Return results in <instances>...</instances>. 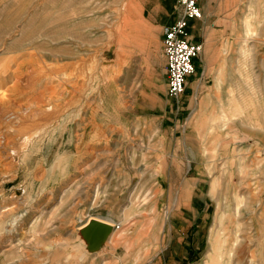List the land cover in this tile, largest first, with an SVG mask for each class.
Listing matches in <instances>:
<instances>
[{
    "label": "rangeland",
    "instance_id": "374dc122",
    "mask_svg": "<svg viewBox=\"0 0 264 264\" xmlns=\"http://www.w3.org/2000/svg\"><path fill=\"white\" fill-rule=\"evenodd\" d=\"M175 1L0 0V264H264V0L202 1L179 107Z\"/></svg>",
    "mask_w": 264,
    "mask_h": 264
},
{
    "label": "built area",
    "instance_id": "2783aa9c",
    "mask_svg": "<svg viewBox=\"0 0 264 264\" xmlns=\"http://www.w3.org/2000/svg\"><path fill=\"white\" fill-rule=\"evenodd\" d=\"M202 1L176 0L172 21L161 26L166 96L176 107L180 105L187 79L195 72L194 61L202 49L188 39L190 21L202 18Z\"/></svg>",
    "mask_w": 264,
    "mask_h": 264
},
{
    "label": "water",
    "instance_id": "95a60500",
    "mask_svg": "<svg viewBox=\"0 0 264 264\" xmlns=\"http://www.w3.org/2000/svg\"><path fill=\"white\" fill-rule=\"evenodd\" d=\"M85 224L84 235L92 244L107 240L113 231V227L107 220L92 218Z\"/></svg>",
    "mask_w": 264,
    "mask_h": 264
},
{
    "label": "bare ground",
    "instance_id": "6f19581e",
    "mask_svg": "<svg viewBox=\"0 0 264 264\" xmlns=\"http://www.w3.org/2000/svg\"><path fill=\"white\" fill-rule=\"evenodd\" d=\"M91 219H92V218H91ZM89 220H90V219H89ZM89 220H88V221H89ZM108 223L112 225L111 222L108 221ZM113 225H114V224H113ZM85 227H86V224L84 223V224H83L81 227H79L78 229H84ZM113 234H114V233H113V231H112V233H111L110 236L108 237L107 241L111 239V237L113 236ZM108 245H109V244H108ZM106 246H107V243H106Z\"/></svg>",
    "mask_w": 264,
    "mask_h": 264
},
{
    "label": "crops",
    "instance_id": "0c3cea01",
    "mask_svg": "<svg viewBox=\"0 0 264 264\" xmlns=\"http://www.w3.org/2000/svg\"><path fill=\"white\" fill-rule=\"evenodd\" d=\"M166 104H168V103H166Z\"/></svg>",
    "mask_w": 264,
    "mask_h": 264
}]
</instances>
